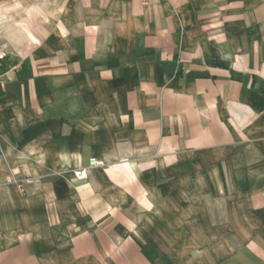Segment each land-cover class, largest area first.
<instances>
[{"label": "crops", "instance_id": "obj_1", "mask_svg": "<svg viewBox=\"0 0 264 264\" xmlns=\"http://www.w3.org/2000/svg\"><path fill=\"white\" fill-rule=\"evenodd\" d=\"M0 48V264H264V0H0Z\"/></svg>", "mask_w": 264, "mask_h": 264}, {"label": "built area", "instance_id": "obj_2", "mask_svg": "<svg viewBox=\"0 0 264 264\" xmlns=\"http://www.w3.org/2000/svg\"><path fill=\"white\" fill-rule=\"evenodd\" d=\"M5 56H6V52L0 48V62L5 58ZM106 166L107 165L103 159L91 157L89 160L88 167L74 171L75 180L78 182L87 181L90 178L91 170L95 168H105Z\"/></svg>", "mask_w": 264, "mask_h": 264}]
</instances>
